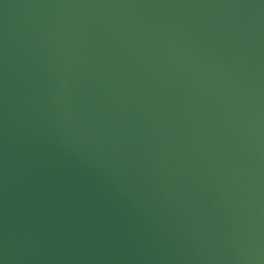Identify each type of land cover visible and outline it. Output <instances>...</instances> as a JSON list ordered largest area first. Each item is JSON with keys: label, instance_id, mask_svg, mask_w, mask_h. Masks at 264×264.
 <instances>
[{"label": "water", "instance_id": "obj_1", "mask_svg": "<svg viewBox=\"0 0 264 264\" xmlns=\"http://www.w3.org/2000/svg\"><path fill=\"white\" fill-rule=\"evenodd\" d=\"M0 264H264V0H0Z\"/></svg>", "mask_w": 264, "mask_h": 264}]
</instances>
